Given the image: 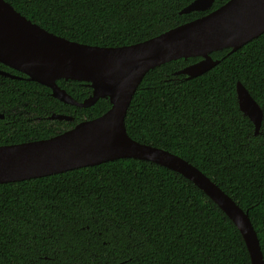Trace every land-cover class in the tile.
<instances>
[{
    "label": "trees",
    "instance_id": "obj_1",
    "mask_svg": "<svg viewBox=\"0 0 264 264\" xmlns=\"http://www.w3.org/2000/svg\"><path fill=\"white\" fill-rule=\"evenodd\" d=\"M6 1L55 35L100 47L141 43L210 12L181 14L194 0ZM211 56L219 63L191 79L176 73L200 58L150 70L130 104L127 132L187 160L248 210L264 256V120L255 135L236 92L241 82L264 110V33ZM10 73L17 77L0 76V145L48 139L111 108L108 99L87 108L64 103ZM57 83L80 102L92 94L88 82ZM54 113L74 120H52ZM0 264L252 262L240 230L193 182L127 158L0 184Z\"/></svg>",
    "mask_w": 264,
    "mask_h": 264
},
{
    "label": "water",
    "instance_id": "obj_2",
    "mask_svg": "<svg viewBox=\"0 0 264 264\" xmlns=\"http://www.w3.org/2000/svg\"><path fill=\"white\" fill-rule=\"evenodd\" d=\"M216 0H194L181 14L211 10ZM264 33V0H229L207 15L169 29L141 43L123 47L81 44L55 35L0 0V62L52 90V96L80 108L108 99L111 108L102 116L85 120L54 137L0 145V184L20 182L97 166L118 159L150 161L199 187L240 230L252 264H264V256L248 210H243L200 169L180 156L132 139L126 116L146 74L179 59L200 58L176 73L187 79L209 71L219 63L211 54L238 50ZM0 75L10 76L0 71ZM88 82L92 94L84 101L73 98L58 80ZM240 111L259 135L264 110L247 88L237 82ZM0 118H4L0 114ZM52 120L73 121L64 114Z\"/></svg>",
    "mask_w": 264,
    "mask_h": 264
},
{
    "label": "flooded vegetation",
    "instance_id": "obj_3",
    "mask_svg": "<svg viewBox=\"0 0 264 264\" xmlns=\"http://www.w3.org/2000/svg\"><path fill=\"white\" fill-rule=\"evenodd\" d=\"M213 10H215V9H213ZM213 10H209L210 12L211 11H213ZM210 12H208V13H210ZM207 13V14H208ZM207 14H205V15H207ZM0 64H1V67H0V71H2V72H5V73H7V74H9L10 76H3V75H0L2 78L3 77H10V78H16L15 77V75H12L11 73H10V71H11V67H9V66H7V65H5V64H3V63H1L0 62ZM14 70V69H13ZM19 72V71H18ZM2 78L0 79V81L2 80ZM3 83V82H2ZM0 114H3L4 115V118H5V114L4 113H0ZM4 118H0V119H4Z\"/></svg>",
    "mask_w": 264,
    "mask_h": 264
}]
</instances>
